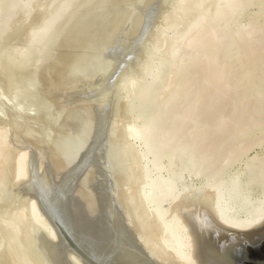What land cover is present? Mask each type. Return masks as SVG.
I'll return each instance as SVG.
<instances>
[{"label":"bare ground","instance_id":"obj_1","mask_svg":"<svg viewBox=\"0 0 264 264\" xmlns=\"http://www.w3.org/2000/svg\"><path fill=\"white\" fill-rule=\"evenodd\" d=\"M177 1H175L176 4L172 3L175 4L176 9H172L170 6L173 11L170 10L172 11L169 12L170 14L168 13L169 9L166 11V18L162 20L164 25L161 22L163 29L166 28L177 33L176 35L174 32L175 35L173 34V38L168 41L164 53L172 59L171 65L166 69L156 68L153 72L150 70L152 74L146 69V72L148 71V74L151 75L152 79L149 78L151 83L144 90L135 89L137 90V97L134 98L139 99L138 102L142 103L140 107L144 112L148 110L149 105L155 103L159 94L162 98L159 105L157 104L158 107H156L157 105L153 106L155 108L152 107V111L150 110V117L147 121L128 124V120L124 121L125 117L122 120L125 123L128 122V125L123 127L125 124L123 123L121 128L117 126V123V127L115 124L113 125V149L102 153L106 160L108 159L113 174L110 173L111 175H109L105 158L102 159L101 156L98 157V155L93 154L94 161L92 163L96 166V177H98L99 172L101 174L102 169L107 176L100 177L99 180L97 178L98 181H96L95 173L93 174L90 170L86 171L89 174L84 177L86 184L98 188L95 192L91 191L92 203L87 204L81 197L83 188L80 187L84 185L77 187L75 179L72 184H75L76 187H68L67 184L69 183H63V185L56 184L52 188L51 183L44 181L40 188L41 198L45 202L44 204L49 203L52 215L60 229L62 228L65 234L71 237L81 253L85 254L89 261L94 264H233L229 256L232 255L231 252L234 250L235 244L240 240L254 238L264 230V199L256 207L251 208L248 203L249 199L241 200L231 182H219L218 180L219 170L224 164L226 166V164L228 165L236 158L241 157L240 155L249 146L251 136L256 129L262 128L261 132L264 136V125L261 123L264 117V22H260L258 18L247 21L245 16L249 12L245 15L242 12V8L251 7V4L255 6L260 2L264 4V0ZM24 2L21 0H4L3 6L15 10ZM71 4L72 0H66L63 5L54 10L42 24L41 33L37 38L35 37L38 42L33 38L31 40L35 43L31 42L41 46L45 45L49 39L54 40V36L50 37V34L54 35L50 29L53 23L64 15ZM24 10L29 12L30 9L25 8ZM262 15L263 18L261 19L264 21V13ZM8 24L9 20L0 28V38H2L1 36H3ZM162 33L160 32L161 37H163ZM160 35L159 38L157 37L158 39L161 38ZM63 38L61 37L65 43L68 39L66 38L64 41ZM234 41L237 43L235 48H232ZM50 42H53L54 45L56 41ZM87 42L85 43L87 44ZM8 50L6 49V51ZM48 52L44 60L52 65L57 55L51 50ZM7 53L8 55L4 56L5 54L2 52L4 54L0 59L3 64H0L2 70H4V63L6 64L8 61L17 64L16 62L19 60H24L23 63L30 60L28 58L30 55L24 53L21 58L19 56L20 59L16 56L17 61H11L13 60L11 59L12 55ZM75 55L77 54L72 56L76 58ZM42 58L44 57L42 56ZM77 58L76 60H78ZM231 60H234L236 64L231 65ZM27 63L24 64L28 65ZM26 65L23 66L26 68ZM11 66L9 65L7 68ZM34 67L32 65V68ZM52 67L50 66V70ZM55 67H53L54 70ZM58 68L55 71L58 72ZM243 68L245 69L244 74L242 77H237L236 74L239 69ZM6 69L3 72L8 70ZM2 70L0 71L2 72ZM10 72L6 75L10 78L11 74L13 80L14 72ZM16 73L14 77L19 75ZM51 75L50 73L49 77ZM8 76L5 78L8 79ZM35 76L31 77L34 78ZM46 76L47 74H44V78ZM254 76H258L259 80L251 82L255 78ZM28 78L30 79V75ZM36 78L35 81L33 80V85L38 82ZM59 78L57 84L53 82L46 85L44 92L47 96L48 94L49 96L54 95L60 87L63 86L64 88V85H69L68 76L64 75L63 78L59 76ZM242 78L249 80L250 84L246 88H242L240 84ZM15 79H18L19 82L18 77H15L13 81H17ZM23 80H27L26 83L28 84V79ZM47 82L50 80L48 79ZM5 84L8 86L7 82ZM29 85L27 87L23 85L24 88L20 85L21 89L18 96L17 93H14L16 98H24L23 93L30 95L27 94L29 93L27 90L21 91L28 88ZM33 85L31 84V86ZM33 87L34 90H37L36 85ZM33 87L30 88L29 86L30 89ZM10 88V92L13 91L12 87ZM63 88L60 90L61 93L66 86L64 90ZM15 90L17 89H14V92H16ZM256 90L260 91L261 94L256 100L251 101L250 94ZM38 91L40 90L38 89ZM45 93L43 96L46 95ZM86 95H88L87 91L76 92L72 94V100L76 103L80 98H86ZM15 96L10 99H14ZM33 96L35 95L33 94ZM43 96L41 95V99ZM33 99L31 97V101ZM38 99L36 101L34 99L37 104L40 102H37ZM46 99L45 104L52 98L49 101ZM20 102L22 103V101ZM23 103L25 104V102ZM44 103L42 102L43 105L41 106H44ZM49 103L53 104V102ZM24 104H21L22 108L20 104L18 106L20 109L29 111L32 104L30 103L29 107ZM37 104L36 106H38ZM50 104L49 108L55 106L51 105L50 107ZM24 106H27L29 110ZM47 107L46 109H49ZM52 112L56 113L57 111ZM43 116L45 117L46 114ZM50 116L52 115L50 114ZM53 116L55 117L56 114ZM61 116L57 117L60 118ZM81 116L77 117L80 118ZM28 117L29 121L31 116ZM47 117L45 118L47 119ZM84 117L85 115L82 120H80L81 118L79 120L82 122L85 120ZM37 121L33 120V124ZM46 121L44 122L46 123ZM38 122L41 123L40 120ZM50 122L52 123V121ZM51 123L48 124L51 125ZM84 123L82 122V124ZM36 125L35 123L34 126ZM53 127L55 126L51 127L52 130ZM45 130L46 128L42 130L44 132L41 131L43 135L48 130L50 131V128ZM51 132L48 133L51 135ZM46 135L49 134H45L43 143L45 146H49L48 153L51 151L49 154L52 157L53 155L57 156L56 152L59 153L62 148H56V146L51 148L54 146V142L50 143L51 136L47 137ZM3 136L5 135L0 134V170L8 154L7 142L5 144L6 137ZM68 139L65 140L66 143L71 142ZM167 159L181 162L183 166L189 161L195 162L197 165L195 173L200 175L203 171H209L210 178L200 191L194 193L193 196H185L184 187L180 184L183 169L173 170V168L166 167L164 160ZM79 160L81 159L79 158ZM54 163L58 169L57 173H62L71 165L68 162H64L62 165L56 161ZM18 166L20 171V164ZM251 171L256 175L258 181L255 179L256 183L264 185V161L257 166L253 165ZM81 174L83 175V173ZM1 175L3 176V172ZM59 176L57 175V178ZM111 176L115 177L120 184L119 189L114 190L113 184L109 185V188L108 183L111 182L109 179ZM56 193L59 195L55 199ZM232 202H235L239 210L235 209ZM12 231L16 234L15 229ZM10 251V258L8 259H11V262L19 259L20 264H31L26 249L20 250L15 247ZM77 259L81 260L83 264H87L79 257Z\"/></svg>","mask_w":264,"mask_h":264},{"label":"rangeland","instance_id":"obj_2","mask_svg":"<svg viewBox=\"0 0 264 264\" xmlns=\"http://www.w3.org/2000/svg\"><path fill=\"white\" fill-rule=\"evenodd\" d=\"M65 1L66 0H27L24 2V0H21V2L24 3H20L22 4L21 6L15 10H11L8 6H3L4 0H0V28L9 20V24L5 28L4 34L1 36L2 38H0V59H2L4 54V56L8 55L7 52H9V55L15 56L14 58L11 56V59H13H10L11 61H17L16 56L18 58L20 56L21 58L24 53L30 55L28 56L30 60L24 62H29L30 64H24V60H19L22 61V63L17 61V64L8 61V64L4 63V70L9 65H13L10 67V71L12 73L14 72L13 80L15 77H18L19 82L24 81L23 83H26L27 80L23 79H28L30 88L35 85L37 87V90H34V87L30 89L29 86V89L26 88L21 90L22 92L27 90V92H29L27 94L32 95L30 96L23 93L27 99L24 100V98H26L25 96L24 98H16V94L14 95V93H17L18 96V92H20L19 90L21 89L20 85L24 88L25 86L27 87L28 84L19 83L18 79H15L17 81H13L11 79V74L10 78L6 75L9 74L10 68H7L8 70L6 69L7 71L3 72L2 66L0 67V70H2V72L0 71V78L2 76L0 82V134L5 135L3 137H6L5 144L7 142L6 147H8L7 158L3 161V166L0 170V180L2 179L0 182V264H20L19 259L12 261L13 263L11 259H8L10 258V250L15 247L20 250H27L26 252H28L27 254L31 264H83L81 260L77 259V257L80 258V256H78L69 244L66 243L68 242L67 239L65 240V238H62L58 230L60 226H56L58 224L52 215L49 203L47 205L44 204L45 202H43L39 193L41 185L44 181H48L51 183L50 185L52 188L55 187L56 184L63 185V183H69L67 185L71 187L75 186V184H72L75 179L77 187L84 185L80 187L83 188L81 197L87 204H91L93 201L91 191L93 190L95 192L98 188L91 184L88 186L84 177L85 175L86 177L89 175L86 172L87 170H90L93 174L97 171L95 169V164L92 163L94 161L93 154L96 156L98 155V157L101 156L102 159H104L105 156H103L102 153L113 149L114 141L112 140V134L114 124L115 127L118 126L121 128L123 123L127 120L129 122L127 123L130 124L131 122H145L149 119L150 110L153 106L159 105V101L162 97L159 94L155 103L149 105L148 110L144 112L142 111V107H140L142 103L138 102L139 99L136 100V98H134L137 97L136 91H140L139 88L144 90L149 86V83H151L150 80L152 78L150 77L151 75L148 74V71L151 70L153 72L156 68L166 69L172 62V59L164 53L168 41L173 38L172 35L174 32L176 35L177 33L176 31L167 30L165 27V29H163L162 26L164 25V21L162 20L166 18L165 13L168 9V13H171L173 8L176 9L175 4L178 2L177 0H175L177 2L174 0H72V4L68 10L62 17L53 23L50 29L53 31L52 33H54V35L50 34V37L54 36V40L57 43L54 42L53 45V42L51 43L50 41L54 40L49 39V37L45 45L43 44L40 46L37 43L36 45L33 44L32 42L35 43V41H32L31 38L36 40L42 31V24L46 21V18L59 6L63 5ZM170 6L172 9H170ZM25 8L30 9L29 12H26L24 10ZM244 10L246 11L244 12ZM242 12L243 15L249 12L245 16L247 21L258 18L260 22H264L263 19H261L264 13V4L262 2L257 3L255 6L251 4V7L242 8ZM67 25L68 27H66ZM163 31L164 34L162 33ZM160 32L163 34V37H161ZM57 34L62 38L64 37V41L66 38L68 40L64 43ZM159 35L161 37L160 39H158ZM56 37L63 45L56 40ZM86 41H88L87 44L85 43ZM36 42L38 41L36 40ZM236 43L237 42L234 41L232 48H235ZM9 48L10 50H8ZM6 49L8 51H6ZM49 50L57 55V60L55 59V63L53 62L52 65H49V63H46L44 60ZM2 52L4 54H2ZM74 54H77L75 56L78 57H76L78 60L72 56ZM36 55L38 56L35 57ZM40 55L44 58H42V56L40 57ZM40 58L43 60L41 59L40 61ZM56 63H58V65H56ZM231 63V65L236 64L234 60H231ZM0 64L2 63L0 62ZM21 64L26 65V68ZM35 64L36 67H34ZM6 65L8 66L6 67ZM32 65L34 68H32ZM50 66H56L55 70L59 67V71H55L53 67L50 70ZM12 67H14L13 71ZM151 67H153V69H151ZM146 69H148L147 72ZM244 70V68L239 69L236 76L242 77ZM32 71L35 74H33ZM2 73L5 74L3 75ZM15 73L19 75L14 77ZM43 73L45 75L47 74L48 78L47 76L44 78ZM50 73L53 78L51 76V78L49 77ZM56 73L62 75H57ZM29 75L30 79L28 78ZM64 75L68 76L70 79L69 85H64V88L66 86L67 89L65 88L64 90L62 86L59 90H56L57 92H55L54 95L52 94L49 96L48 94V97L44 92L46 85L53 82L57 84V81L60 79L59 76L63 78ZM6 76H8V79L5 78ZM31 76L35 77L32 78ZM254 77L255 78H252L253 80L251 82L259 80L258 76ZM35 78L36 80L38 79V82L33 85V80L35 81ZM48 79L50 82H47ZM29 80H32V82H29ZM2 81L5 83L7 82L8 86ZM11 81H13L11 84L15 86L10 84ZM15 82L18 85H16ZM31 84L33 86H31ZM240 84L242 88H246L250 83L249 80L242 78ZM9 86L12 87L13 91L10 92L11 88ZM3 87L6 88L4 89ZM13 88L17 89L15 90L16 92H14ZM61 88L64 90L62 93L60 91L62 90ZM38 89L40 91H38ZM80 91H87L88 95H86V98H80L76 103L73 102L72 94ZM43 92L46 95L43 96ZM33 94L35 96H33ZM260 94L258 90L252 92L250 94V100H256ZM41 95L44 98H42L43 100L41 99ZM14 96V99H10ZM31 97L32 99L34 97L35 101L39 98L37 102L40 101L41 103L38 102L39 104H37L34 99L31 101ZM45 98H47L46 100L48 101L52 98L49 102H53V104L47 101L45 104ZM20 101H22V103ZM23 102H25V104ZM29 102L31 104L34 102L38 106L33 103L32 106L35 105V107L30 106L31 108H29V110L28 107L31 105ZM42 102L45 107L41 106L43 105ZM54 102L56 103L54 104ZM47 103L50 104V107L51 105H55V108H49V104ZM19 104L21 108L23 104L28 105V107L24 106V108L27 107V110L30 112L25 109H20V106H18ZM158 105L156 107H158ZM36 107L37 109H35ZM46 107L49 109H46ZM44 108L45 111H43ZM38 109L43 113L39 112ZM52 111L57 112L55 113ZM33 112H35V114H33ZM37 112L40 114H37ZM30 113L32 115L28 116H31L32 122H30L31 119L28 121L29 117L27 114ZM44 114H46L45 117L48 116V121H46L47 119L43 116ZM50 114L52 116H50ZM55 114L56 116L54 117L53 115ZM84 115L86 121L83 120L82 122L84 123L85 121V123L82 124L80 120L83 119ZM57 116L61 117L58 118ZM77 116H81V119ZM57 119H59V121H57ZM33 120H40L41 123L44 124L42 125L37 121L35 123L38 126H34L35 123L33 124ZM49 120L52 121V123ZM44 121H46V123ZM47 122L51 123V125ZM127 123H125L123 127L128 125ZM261 123L264 125V117ZM52 126H55L53 127L54 132L51 128ZM44 128H46L45 131H47V128H50V131L48 130L43 135L42 132L44 131L42 130H44ZM39 130L42 132H39ZM261 131L262 128H258L253 132L248 144L249 146L243 153L244 155H240V158H236L228 165L226 164V166L224 164L218 172L219 179L217 178L219 182H231L241 200L245 201L246 198L249 199L248 203L251 208L256 207L264 199V185L256 183V175L251 171L253 165L257 166L264 161V136H262ZM48 132H51V135ZM45 134H49L46 135L47 137L51 136L49 140L51 141L50 143L54 142V146L51 148H55V146L56 148H62L59 153L54 150L57 156L53 155L52 157V155L49 154L51 151L48 153L47 149L49 146H45L43 143ZM66 139L71 140V142L66 143ZM46 157L47 159H45ZM65 158L67 159L63 160ZM79 158L81 160H79ZM55 161L60 165L64 164V162H68L71 165L62 173H57L58 169L54 166ZM104 161L106 169L109 170V175L113 174V172H111L113 169L108 163V159L106 160L105 158ZM19 164L21 166L20 171L18 169ZM164 164L166 167L173 168V170L183 169L180 184L184 187L185 196H193L194 193L200 191L210 178L209 171H203L200 175L195 173L197 166L195 162L189 161L183 166L181 162L167 159L164 160ZM1 171L3 172V176L1 175ZM102 172L101 174L99 172L98 177H96V173L94 174L96 181H98L100 177L103 178L107 176L103 169ZM76 173L77 177L80 179L82 178L81 181L76 177ZM81 173H83V175ZM57 175H60L59 178H57ZM109 179L111 182L108 183V186L113 184L112 188L114 187V190L119 189L118 187L120 184H118L116 178L111 176ZM59 181L60 183H58ZM58 195L59 193H56L54 198ZM14 229L16 230V234L12 231ZM84 263L86 262L84 261Z\"/></svg>","mask_w":264,"mask_h":264},{"label":"water","instance_id":"obj_3","mask_svg":"<svg viewBox=\"0 0 264 264\" xmlns=\"http://www.w3.org/2000/svg\"><path fill=\"white\" fill-rule=\"evenodd\" d=\"M235 209L239 210L235 202H232ZM60 225V223H59ZM58 227V225H56ZM58 230L62 238L67 239L69 246L77 253L82 260L88 264H94L89 261L85 254L81 253V250L77 248L71 237L65 234V231L58 227ZM63 233H62V232ZM230 259L233 264H264V230L261 234H258L254 238L249 240H240L235 244L234 250H232ZM98 264V263H96Z\"/></svg>","mask_w":264,"mask_h":264}]
</instances>
